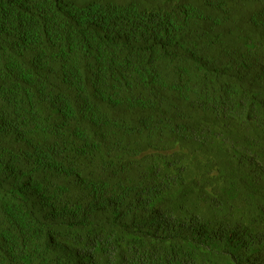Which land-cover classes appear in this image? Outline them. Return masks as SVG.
<instances>
[{"label":"trees","instance_id":"16d2710c","mask_svg":"<svg viewBox=\"0 0 264 264\" xmlns=\"http://www.w3.org/2000/svg\"><path fill=\"white\" fill-rule=\"evenodd\" d=\"M0 264H264V0H0Z\"/></svg>","mask_w":264,"mask_h":264}]
</instances>
